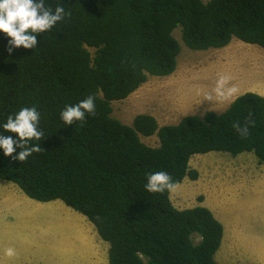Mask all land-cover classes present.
I'll use <instances>...</instances> for the list:
<instances>
[{
	"label": "trees",
	"instance_id": "1",
	"mask_svg": "<svg viewBox=\"0 0 264 264\" xmlns=\"http://www.w3.org/2000/svg\"><path fill=\"white\" fill-rule=\"evenodd\" d=\"M65 16L37 36L33 49L9 54L0 32V133L24 107L40 112L41 151L26 161L0 148V180L39 202L63 201L109 243V264H221L224 226L205 206L180 210L170 192L146 190L147 175L167 172L177 185L199 178L194 155L254 153L264 163V96L246 92L223 112L187 115L160 126L139 114L133 124L113 116L149 77L178 67L181 42L191 50L224 48L238 39L264 48V0H45ZM94 50V51H93ZM89 95L96 114L66 125L61 112ZM255 121L242 137L233 124ZM157 136L158 147L142 136ZM20 151L17 148V153ZM14 153L13 155H15Z\"/></svg>",
	"mask_w": 264,
	"mask_h": 264
},
{
	"label": "rangeland",
	"instance_id": "2",
	"mask_svg": "<svg viewBox=\"0 0 264 264\" xmlns=\"http://www.w3.org/2000/svg\"><path fill=\"white\" fill-rule=\"evenodd\" d=\"M174 35L183 47L177 70L167 77L151 76L130 97L114 101L115 118L132 125L137 115L145 113L155 116L163 126L177 124L187 115L223 112L236 97L215 102L204 99L205 94L213 92L220 75L231 78L230 84L239 88L238 95L256 92L264 96L263 47L234 40L224 48L195 51L183 43L180 28ZM142 140L153 147L160 145L156 135L142 136ZM190 165L199 171V178L187 177L170 192L175 207L183 210L205 206L223 224L226 233L216 254L219 263L264 264V163L260 164L252 152L233 156L211 151L194 155ZM250 166L254 171H245ZM0 184H11L6 187L9 194L26 196L16 184L4 180ZM7 195L1 199L3 205ZM23 199L21 211H12L15 221L8 224L11 232L0 229L2 264H91L93 259L94 263L97 259L108 262L109 243L97 236L96 228L84 215L61 200L38 203ZM7 248H13L15 255H5ZM45 251L48 254L43 256Z\"/></svg>",
	"mask_w": 264,
	"mask_h": 264
},
{
	"label": "clouds",
	"instance_id": "3",
	"mask_svg": "<svg viewBox=\"0 0 264 264\" xmlns=\"http://www.w3.org/2000/svg\"><path fill=\"white\" fill-rule=\"evenodd\" d=\"M66 15L70 16L71 13H65L62 6H57L53 12L49 7H46L45 0H0V32L5 33L10 38L9 54L20 47L24 49L35 48L38 43L37 36L40 33L50 31L58 22L64 20ZM230 80L229 76L220 75L213 92L205 94L204 99L215 102L217 100L229 101L237 97L239 88L230 84ZM86 114L92 116L96 114L95 98L92 95L76 105L66 106L60 115L66 125H73L75 121L83 122ZM40 117L41 114L35 106L24 107L14 116L8 117L7 122L2 127L5 132L16 134L17 138L13 139L11 135L6 136L0 133V148L3 149L5 156L24 162L33 153L41 151L39 145L29 146L28 143L33 139L39 141L44 138V133L38 127ZM254 125L255 121L249 118L243 125L240 123L233 124V128L242 137H247L250 126ZM17 148L20 149L18 153ZM14 153L16 154L13 155ZM177 187V183L165 171L147 175L145 188L149 192L161 194L165 191L174 192ZM5 255L14 256V249L7 248Z\"/></svg>",
	"mask_w": 264,
	"mask_h": 264
},
{
	"label": "crops",
	"instance_id": "4",
	"mask_svg": "<svg viewBox=\"0 0 264 264\" xmlns=\"http://www.w3.org/2000/svg\"><path fill=\"white\" fill-rule=\"evenodd\" d=\"M235 40H237V39H235ZM248 45H250V46H253V47H257L256 45H251V44H248ZM244 94V93H243ZM240 95H242V94H240ZM240 95H238V96H240ZM237 96V97H238ZM236 97V98H237ZM235 98V99H236ZM234 99V100H235ZM233 100V101H234ZM232 101V102H233ZM231 102V103H232ZM230 103V104H231ZM230 106V105H229ZM226 110V109H225ZM224 110V111H225ZM215 111V110H214ZM216 112H218V111H216ZM190 163H191V161H190ZM261 164V163H260ZM191 166V165H190ZM194 169V168H193ZM197 170V169H196ZM198 171V170H197ZM245 171H254L253 170V167H248L247 169H245ZM185 180H186V178H185ZM184 180V181H185ZM6 187H11V184H0V191L2 192V195H1V197H0V229L1 228H3V229H1L2 231H4V232H6V230H10V228L11 227H8L9 225L8 224H10V223H14V221H15V218H14V216L12 215V211H14L15 209H18L19 211H21V209H20V199H29V197L27 196H24V195H22V193H19V192H17V193H13V194H9V190H8V188H6ZM5 194H8L7 195V198H6V200H5V204L6 205H3V203L4 202H1V199L3 198V196L5 195ZM23 199V200H24ZM31 199V198H30ZM33 200V199H32ZM33 201H36V200H33ZM55 201H58V200H55ZM38 203H39V201H37ZM53 202V201H52ZM28 203V202H27ZM42 203V202H41ZM61 206V205H60ZM77 216L78 215H75V217L77 218ZM88 223V222H87ZM89 225V224H88ZM12 226V225H11ZM90 226V225H89ZM91 227V226H90ZM86 231L88 230V233H89V228L88 227H85L84 228ZM8 232H11V230L10 231H7L6 233H8ZM226 233V230H225V232H224V234ZM98 236V235H97ZM77 238H78V236H77ZM89 238H91L92 239V237L90 236ZM224 238H225V236H224ZM223 238V239H224ZM96 239H98L97 237H96ZM53 241H54V244H55V242L57 241L56 239H55V237H53ZM62 241L64 242L65 241V239H62ZM92 241H94V239H92ZM103 242H105V241H103ZM70 243V242H69ZM107 243V242H106ZM108 244V243H107ZM109 247H110V245H109ZM52 253H54V252H52ZM48 253L45 251V253L43 254V256H45V255H47ZM92 256H94V255H92ZM0 264H2V262L0 261ZM24 264H26V263H24ZM43 264H46V263H43ZM91 264H109V259H108V262L107 261H104V260H100V259H97V262L96 263H94V259H93V263H91Z\"/></svg>",
	"mask_w": 264,
	"mask_h": 264
},
{
	"label": "bare ground",
	"instance_id": "5",
	"mask_svg": "<svg viewBox=\"0 0 264 264\" xmlns=\"http://www.w3.org/2000/svg\"><path fill=\"white\" fill-rule=\"evenodd\" d=\"M57 206V205H56ZM44 210H45V207H44ZM46 210H47V207H46ZM44 213H45V211H44ZM47 216V215H46ZM50 216V215H49ZM233 240V239H232ZM227 258V257H226ZM227 261V260H226Z\"/></svg>",
	"mask_w": 264,
	"mask_h": 264
}]
</instances>
